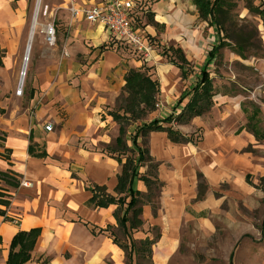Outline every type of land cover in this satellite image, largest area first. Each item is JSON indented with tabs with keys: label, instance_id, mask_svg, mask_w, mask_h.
<instances>
[{
	"label": "crops",
	"instance_id": "0c3cea01",
	"mask_svg": "<svg viewBox=\"0 0 264 264\" xmlns=\"http://www.w3.org/2000/svg\"><path fill=\"white\" fill-rule=\"evenodd\" d=\"M102 1L70 3L89 8ZM31 3L0 0V173H12L18 181L13 188L0 179V200L8 203L0 205L4 213L0 216V264H6L13 236L33 228H40L41 235L28 264H125L123 252L107 235L90 233L93 227H116L115 206L97 210L86 206L91 194L85 190V183L105 186L107 193L114 195L120 172L112 157L93 150L97 144L110 145L118 136L116 124L104 109L110 111L115 105L129 70L148 67L152 79L158 82L159 93L156 110L140 125L178 114L188 98L180 104L178 100L198 80L219 36L214 27L199 20L193 0H149L155 26L149 24L146 14L142 32L153 41V51L143 59L114 44L101 26L73 18L69 12L60 22L64 33L55 46H46L44 41V27L54 25V21L37 23L28 57V62L31 54L33 60L38 57L37 65L28 69L27 62L22 95L16 96L33 26L29 18ZM48 8L45 6V14ZM156 40L172 54L180 50L189 66L181 68L179 62L162 61L154 49ZM255 65L264 77V59ZM195 70L197 77L188 84L192 78L189 72ZM183 72L187 73L184 79ZM238 97L218 94L208 114L187 125L173 126L187 137L200 131L196 143L172 144L162 132L148 135L146 147L157 164V180L163 185L155 214L150 206L142 207V226L157 227L160 232L151 247L153 264H167L177 251L181 222L194 219L211 234L210 220L222 213L224 201L233 197L244 202V192L249 189L245 178L256 166L244 154L254 137L242 127ZM45 127L51 130L45 131ZM107 127L112 140L107 137ZM125 141L130 142V136ZM30 145L45 152L47 158L29 156ZM198 175L206 185L199 200ZM144 187L140 181L134 184L141 194ZM15 217L17 225L11 222ZM227 217L231 220L230 215ZM81 232L86 234L87 243L79 241ZM230 255L232 252L228 263Z\"/></svg>",
	"mask_w": 264,
	"mask_h": 264
},
{
	"label": "rangeland",
	"instance_id": "374dc122",
	"mask_svg": "<svg viewBox=\"0 0 264 264\" xmlns=\"http://www.w3.org/2000/svg\"><path fill=\"white\" fill-rule=\"evenodd\" d=\"M70 1L72 0H41L39 5L36 16L38 24L54 21L56 44H60V35L64 33V28L60 26V22L65 21L69 16ZM35 3L36 0H32L29 15L31 23L34 18ZM47 5L49 8L47 14H45L44 8ZM251 7L256 8L260 12L264 11V0H223L222 9L225 12L222 14L217 13V17L228 14L231 21H233L232 30L235 31V38L243 40H241V45H243L244 49L243 57L236 54L232 42L227 41L230 45L219 51V56L211 62L208 69L216 95L239 96L238 98L241 100L242 127H245L254 111H256L257 115L255 114L252 117H255V121L258 122V126L262 129L261 131H264V77L255 65L257 60L264 59V17L261 19L262 16L251 13L249 10ZM50 12L51 15H49ZM218 36L219 40H221L222 34ZM215 44H218V40ZM154 49L157 50L156 53L162 61L178 64L176 56L172 52L167 51V48L161 46L158 40H156ZM31 55L28 69H33L37 65L38 57L33 60ZM76 60L82 61L78 58ZM144 70L152 77V69L144 67ZM197 73L198 71L196 70L193 73L192 71L189 72L192 78L187 80L188 84H191L194 77H197ZM125 97L126 94L122 92L115 105L111 108V112L104 109V113L108 116L109 113L117 112ZM152 113L147 115L143 121H147V118ZM140 124L136 123L126 127V139L134 132L135 127ZM116 128H118L117 124ZM108 130L109 128L107 127L105 130L108 132L107 137L112 140L113 134H110ZM200 136V131L192 135L194 141H198ZM107 137L105 138L106 140ZM141 142L143 141L140 139V145ZM106 146H114V140L110 145L97 144V146L93 147V150L115 159L117 154L110 156L105 149ZM127 146L131 147L129 141ZM244 154H248L256 166L254 170H251L246 175L248 179L246 181L245 178V182L249 189L244 192V202L233 197L224 201L221 205L222 213L212 217L210 220L213 226L210 229L214 230L211 234L209 233L210 230L205 227L202 229L200 224L194 219L181 222L177 229L180 237L178 249L168 260L167 264H229L228 256L230 252H232V264H264V192L260 185V179L264 177V141L254 139L251 145L244 148ZM128 155L133 158L136 157L135 153ZM121 158L123 161L125 160L124 156H121ZM139 173L141 176L150 174L152 177V174L154 175L153 171L147 169L146 166L140 168ZM153 177L157 178L155 175ZM200 184L205 189L206 185L202 179ZM223 190H225V187ZM108 192H110V189ZM160 192L161 190L154 191V198L152 199V203L157 207L160 206ZM143 193L144 195L147 193L145 187ZM142 199L143 203L146 204V199L144 197ZM223 212H226V214ZM227 215L231 216V220ZM90 224L93 223L90 222ZM108 231L107 234L114 232L117 238L123 241L124 237L116 231V227L113 226ZM146 236L151 239L159 237V228L145 225L136 231H130L129 241L138 243ZM78 239L82 243L89 241L84 232L78 234ZM129 241L126 240V243L129 244ZM127 263L125 258V264ZM130 264L150 263L144 254L137 258L133 255Z\"/></svg>",
	"mask_w": 264,
	"mask_h": 264
},
{
	"label": "trees",
	"instance_id": "16d2710c",
	"mask_svg": "<svg viewBox=\"0 0 264 264\" xmlns=\"http://www.w3.org/2000/svg\"><path fill=\"white\" fill-rule=\"evenodd\" d=\"M197 10L199 20L206 22L210 27H214L217 34H222L221 40L218 44L213 46L208 52L206 62L200 71V76L191 90L178 100V104L188 98L186 104L178 114H171L162 120H154L148 124L137 125L134 132L130 135L131 147L127 146L125 141L126 127L136 123H141L144 118L156 110L157 97L159 93V85L156 80H153L151 75L142 68V70H129L124 77L123 92L126 97L117 112L109 113L112 121L118 125V136L114 140V146H106V151L111 155L117 154L115 161L120 166V172L116 176V185L113 189V194L107 193L105 186L87 184L85 190L90 192L91 197L86 202V206L94 210L107 209L109 206H115L113 217L116 222V231L121 233L124 237L123 241L117 238L113 232L107 234L106 230H96L90 228L91 235L106 234L111 239L112 243L116 245L124 254L127 264H130L131 258L134 255L136 258L145 254V258L151 263V247L156 243L159 237L153 239H144L135 243L129 241L130 231H136L143 225L142 207L148 205L151 207L153 214L158 209L152 203L154 198V191H160L162 184L154 178L156 176L157 164L152 162L149 156V151L146 147V139L152 132L165 133L167 139L172 144H188L196 143L193 137L181 135L173 128L181 125H187L194 118L203 117L208 114L214 106V97L216 96L212 79L206 71L207 66L219 56V51L232 42L236 54L243 57L242 39L235 38V31L233 28V21L229 18L228 14L217 17L222 14L223 0H193ZM147 17L149 24L155 26L153 16L147 9ZM251 13L260 15L261 19L264 17V11H259L256 8H249ZM243 41V40H242ZM176 58L178 59L181 68H187L189 64L183 58L180 50H174ZM187 73L183 72L181 78L184 79ZM254 111L252 116H255ZM257 115V114H256ZM250 117L249 122L243 127L250 133L255 140L264 141V131L258 126L255 117ZM255 121V122H254ZM138 139L142 140L141 145L138 144ZM135 153L136 157L133 158L128 154ZM28 155L37 159H46L47 155L43 151H36L31 145L28 147ZM121 156L125 157L123 161ZM146 166L147 169L153 171L152 177L150 174L141 176L139 169ZM0 179L9 187H17L18 181L13 177L12 173H0ZM201 175H198V194L197 199H201L204 195V187L201 186ZM246 177V181H247ZM140 181L144 184L147 193L141 194L134 188V184ZM260 185L264 192V177L260 179ZM2 195L0 194V198ZM144 197L146 204L143 203ZM0 205L8 206V203L0 200ZM4 215L0 211V216ZM264 224V220H263ZM87 225V224H84ZM41 235L40 228H33L29 231H18L12 238L6 264H28L31 260V253L34 250L36 242ZM129 241V244L126 243ZM229 264H232V255L229 258Z\"/></svg>",
	"mask_w": 264,
	"mask_h": 264
},
{
	"label": "built area",
	"instance_id": "2783aa9c",
	"mask_svg": "<svg viewBox=\"0 0 264 264\" xmlns=\"http://www.w3.org/2000/svg\"><path fill=\"white\" fill-rule=\"evenodd\" d=\"M148 1L104 0L89 8L71 5L69 12L73 18H80L89 24L101 26L114 44L124 46L136 56L147 59L153 51V41L142 32V25L148 11ZM44 12L46 13V9ZM44 41L49 47L55 46L56 30L53 24L44 27ZM25 62L28 61L24 57L16 96L22 95L27 66ZM50 130L51 127H45V131ZM23 185L26 186V184ZM11 222L17 225L18 219L15 217Z\"/></svg>",
	"mask_w": 264,
	"mask_h": 264
},
{
	"label": "bare ground",
	"instance_id": "6f19581e",
	"mask_svg": "<svg viewBox=\"0 0 264 264\" xmlns=\"http://www.w3.org/2000/svg\"><path fill=\"white\" fill-rule=\"evenodd\" d=\"M40 2H41V0H38V2H37L38 7L40 5ZM37 23H38L37 19L33 20V26L31 28L30 35H29L28 46H27L26 51H25V59L27 58V61H28L29 52H30V44H31V41H32V38H33V30L35 29ZM25 64L27 65L26 62H25Z\"/></svg>",
	"mask_w": 264,
	"mask_h": 264
},
{
	"label": "water",
	"instance_id": "95a60500",
	"mask_svg": "<svg viewBox=\"0 0 264 264\" xmlns=\"http://www.w3.org/2000/svg\"><path fill=\"white\" fill-rule=\"evenodd\" d=\"M37 2H38V0H36L35 9H34V18H33V20L36 19V16H37V13H38V10H39V7H38V5H37Z\"/></svg>",
	"mask_w": 264,
	"mask_h": 264
}]
</instances>
